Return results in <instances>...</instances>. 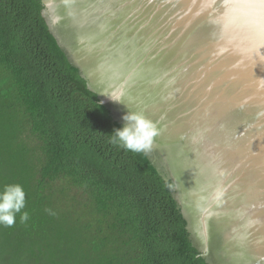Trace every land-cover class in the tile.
I'll return each mask as SVG.
<instances>
[{"label":"water","instance_id":"obj_1","mask_svg":"<svg viewBox=\"0 0 264 264\" xmlns=\"http://www.w3.org/2000/svg\"><path fill=\"white\" fill-rule=\"evenodd\" d=\"M40 1L114 121L157 124L145 154L202 258L264 264V0Z\"/></svg>","mask_w":264,"mask_h":264},{"label":"trees","instance_id":"obj_2","mask_svg":"<svg viewBox=\"0 0 264 264\" xmlns=\"http://www.w3.org/2000/svg\"><path fill=\"white\" fill-rule=\"evenodd\" d=\"M40 0H0V190L20 184L26 223L0 225V264H208L145 153L51 33Z\"/></svg>","mask_w":264,"mask_h":264},{"label":"clouds","instance_id":"obj_3","mask_svg":"<svg viewBox=\"0 0 264 264\" xmlns=\"http://www.w3.org/2000/svg\"><path fill=\"white\" fill-rule=\"evenodd\" d=\"M120 102L119 98H111ZM124 125L110 135V143L125 151L148 153L151 151L160 130L155 122L144 114L129 110L123 117ZM26 207V193L20 184H8L0 190V225L12 227L19 214L20 222L26 223L29 213Z\"/></svg>","mask_w":264,"mask_h":264},{"label":"snow or ice","instance_id":"obj_4","mask_svg":"<svg viewBox=\"0 0 264 264\" xmlns=\"http://www.w3.org/2000/svg\"><path fill=\"white\" fill-rule=\"evenodd\" d=\"M262 7H264V5H262Z\"/></svg>","mask_w":264,"mask_h":264}]
</instances>
